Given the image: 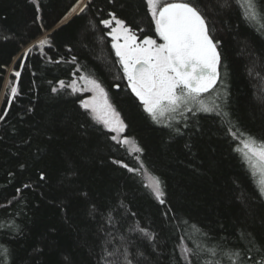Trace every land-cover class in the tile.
<instances>
[{"label": "trees", "instance_id": "obj_1", "mask_svg": "<svg viewBox=\"0 0 264 264\" xmlns=\"http://www.w3.org/2000/svg\"><path fill=\"white\" fill-rule=\"evenodd\" d=\"M82 1L0 0V250H10L11 264H98L106 242L112 251L127 240L144 253L141 264H185V245L216 250L201 251L198 264H231V253L253 247L249 234L264 245V197L241 149L248 135L264 140V20L246 18L247 0H196L218 41L220 81L205 94L219 107L173 119L176 134L143 110L111 27L100 23L115 13L140 41L157 38L145 0H87L67 21ZM15 71L18 95L3 99ZM86 74L103 85L127 136L144 149L140 158L164 182L166 204L141 173L116 163L137 168L81 106L83 95L60 88ZM136 225L158 234L155 251L129 231Z\"/></svg>", "mask_w": 264, "mask_h": 264}, {"label": "snow or ice", "instance_id": "obj_2", "mask_svg": "<svg viewBox=\"0 0 264 264\" xmlns=\"http://www.w3.org/2000/svg\"><path fill=\"white\" fill-rule=\"evenodd\" d=\"M145 3L155 22V31L162 38L163 43H158L152 36H145L138 43L131 25L127 24L125 20L118 19L115 13H110V19H102L100 23L109 27L115 22L116 27L108 35L113 36V47L116 49V56L119 57L123 74L131 91L141 101L143 110L155 123L163 124L176 134H181V129L172 124L176 113L183 116L185 112H193V109L197 112L211 113L217 111L219 107L218 105L209 106L202 99L203 94L215 89L220 78L218 68L221 56L217 47L218 41H214L209 20L196 0H188L184 3H161V0H145ZM247 5L249 15L246 18L264 20V6L261 5L260 0H247ZM225 6H227L226 0ZM77 9L83 12L87 9V5L85 4L84 7L77 5L72 11L76 12ZM121 37L123 43H119ZM46 44H49L47 39L39 41L41 47ZM75 59L73 57L74 61ZM14 76L17 79L12 82L10 88L13 99L18 95L20 71H15ZM80 79L84 81L90 91L95 93L90 100L81 101L83 107L91 109L98 120L102 121L111 132L116 133L111 136V140L125 146L126 150L135 154V158L141 166L140 168H131L121 161H116V163H120L129 172L142 173L145 168L139 154L143 153L144 149L134 139L126 135L121 136L127 125L109 103L107 91L98 79L92 78L90 75H83ZM76 83L73 80L70 85L74 91L78 90L75 87ZM59 84L61 87L65 86L64 81H59ZM116 87L119 85L117 84ZM52 91L56 92L57 89L53 88ZM217 114L224 113L218 112ZM188 126L187 123L184 124L185 128ZM228 131L233 137L237 136L235 131L231 129ZM118 136H120L119 139ZM241 148L252 175H257V172L252 171L257 167L260 169V174L264 175V140H257L248 135L243 138ZM43 178L44 176L41 174V179ZM145 187L150 189L159 204L167 203L164 182L158 176H153ZM259 195L264 197V181L259 187ZM131 215L135 216L134 213ZM164 215L168 214L164 213ZM129 231L138 233V239L143 238L140 242L147 241L155 251L157 233L139 225L131 227ZM108 243L110 241L102 247L98 264H141L137 257H143L144 253L139 251L135 241L126 240L121 247L112 251H109ZM249 243L253 245L251 249L230 254L231 264H249V261L250 264H264V245L258 246L254 238H251V234H249ZM130 248L136 250L129 251ZM201 251L213 256L216 254L214 248L204 249L198 245L196 249H193L185 245L181 249L180 255L185 264H193L194 261L198 264ZM249 251L258 254L260 258L248 257ZM10 255L9 249L0 250V264H11L8 259ZM246 257L248 258L245 259Z\"/></svg>", "mask_w": 264, "mask_h": 264}, {"label": "rangeland", "instance_id": "obj_3", "mask_svg": "<svg viewBox=\"0 0 264 264\" xmlns=\"http://www.w3.org/2000/svg\"><path fill=\"white\" fill-rule=\"evenodd\" d=\"M86 2H87V0H83L80 4H79V7H84V5L86 4ZM161 3H184V0H161ZM79 9H77V11H78ZM111 27V31H112V29L113 28H115L116 27V25H115V22H113V24L110 26ZM136 34V33H135ZM136 36H137V34H136ZM112 38H113V36H112ZM154 39H156L157 40V42L158 43H163V40H162V38H160L159 37V34H158V37L157 38H154ZM40 40H42V39H40ZM39 40V41H40ZM39 41H37V42H39ZM114 41V40H113ZM137 42L139 43L140 42V40H139V38H138V36H137ZM119 43H123V38L121 37V39H120V41H119ZM47 45V44H46ZM9 78H7V80H6V83H5V87H4V90H3V99L6 97V96H10L11 98H12V96H11V94H10V88H9V80H8ZM77 83H76V85H75V87H76V89H78L77 91H74L73 90V88L70 86L71 84H72V82H70L69 84H66V83H64V87H67L73 94H80V95H83V99L81 100V101H85V100H90L94 95H95V93H93L92 91H90L89 90V87L88 86H86L85 85V83H84V81H82L81 79H76L75 80ZM60 88H63V87H61L60 86ZM79 89H83L82 91L81 90H79ZM202 99H203V102L205 103V104H207V105H209V106H214L215 105V99L211 96V95H209V94H203V96H202ZM108 101H109V103L113 106V104H112V102H111V100H110V98H109V96H108ZM81 106L83 107V104L81 103ZM84 108V107H83ZM113 108L115 109V107L113 106ZM85 109V108H84ZM87 112H89L90 113V115H91V117L94 119V121H96L98 124H100L101 126H103V128L104 129H106L107 131H109L112 135H116V133H113V132H111L104 124H103V122L102 121H100V120H98L97 118H96V116H95V114L94 113H92V111H91V109H85ZM116 110V109H115ZM117 111V110H116ZM193 111H196L195 109H193ZM118 112V111H117ZM119 113V112H118ZM187 112H185L184 114H186ZM179 116H181L179 113H176L175 114V119L176 118H178ZM120 117H121V115H120ZM121 119H123L122 117H121ZM124 121V120H123ZM125 123V122H124ZM124 135H126L127 136V134H126V130H125V132L124 133H122L121 134V136H124ZM120 138V136H118V139ZM243 142V141H242ZM242 142H241V145H242ZM124 148H126L125 146H123ZM242 149V148H241ZM128 151V150H127ZM242 151H243V149H242ZM129 152V151H128ZM129 154L133 157V159L135 160V163H136V166H137V168H140V163H139V161H137V159L135 158V154H133V153H130L129 152ZM140 155V154H139ZM141 159V158H140ZM144 165V164H143ZM144 168H145V166H144ZM252 171H255V172H257V175H256V178H257V180H258V182H259V185H261V182L262 181H264V175H261L260 174V169H259V167H257V168H255V169H252ZM141 175H142V177H143V179H144V181H145V184H147L148 182H150L151 181V179L153 178V175L152 174H150L148 171H147V169L145 168V170L141 173Z\"/></svg>", "mask_w": 264, "mask_h": 264}, {"label": "water", "instance_id": "obj_4", "mask_svg": "<svg viewBox=\"0 0 264 264\" xmlns=\"http://www.w3.org/2000/svg\"><path fill=\"white\" fill-rule=\"evenodd\" d=\"M78 12H79V10L76 11V12H74V13L72 14V16H71L67 21H69L71 18H73ZM67 21H66V22H67ZM217 47H218V46H217ZM218 51H219V48H218ZM219 52H220V51H219ZM220 56H221V55H220ZM220 65H221V60H220ZM220 65H219V68H218L219 72H220ZM219 81H220V78L218 79L216 86L218 85ZM216 86H215V87H216Z\"/></svg>", "mask_w": 264, "mask_h": 264}]
</instances>
